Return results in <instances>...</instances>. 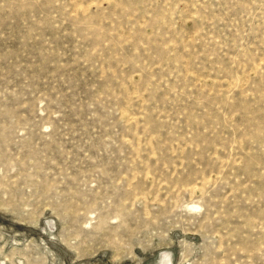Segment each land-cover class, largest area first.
<instances>
[{"label": "rangeland", "instance_id": "rangeland-1", "mask_svg": "<svg viewBox=\"0 0 264 264\" xmlns=\"http://www.w3.org/2000/svg\"><path fill=\"white\" fill-rule=\"evenodd\" d=\"M0 264H264V0H0Z\"/></svg>", "mask_w": 264, "mask_h": 264}]
</instances>
